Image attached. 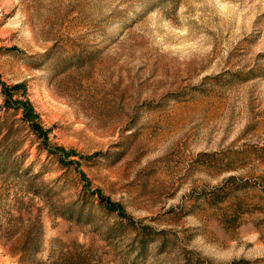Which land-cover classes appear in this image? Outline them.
<instances>
[{
  "label": "rangeland",
  "instance_id": "1",
  "mask_svg": "<svg viewBox=\"0 0 264 264\" xmlns=\"http://www.w3.org/2000/svg\"><path fill=\"white\" fill-rule=\"evenodd\" d=\"M0 264H264V0H0Z\"/></svg>",
  "mask_w": 264,
  "mask_h": 264
},
{
  "label": "trees",
  "instance_id": "2",
  "mask_svg": "<svg viewBox=\"0 0 264 264\" xmlns=\"http://www.w3.org/2000/svg\"><path fill=\"white\" fill-rule=\"evenodd\" d=\"M106 207L109 208V209H113L112 207H115V206L112 205V204L110 203L109 205L106 204ZM38 229H39V230L41 229L40 225H38L37 232H39ZM37 238H38V237H37ZM36 242H38V241L35 240V242L32 243L31 248H30L31 251H32L33 253L36 252V251L38 250V247H37V244H38V243H36ZM27 249H28V248H27Z\"/></svg>",
  "mask_w": 264,
  "mask_h": 264
}]
</instances>
